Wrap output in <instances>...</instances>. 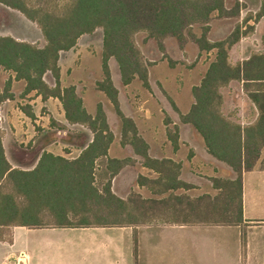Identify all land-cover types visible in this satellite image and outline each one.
<instances>
[{
    "label": "trees",
    "instance_id": "1",
    "mask_svg": "<svg viewBox=\"0 0 264 264\" xmlns=\"http://www.w3.org/2000/svg\"><path fill=\"white\" fill-rule=\"evenodd\" d=\"M224 1L0 0L1 4L19 11L34 22L45 41L43 46H38L10 35H0V67L13 73L15 80L25 82L22 95L33 91L44 99L50 96L58 98L66 120L86 126L93 135L91 142L76 158L44 152L34 169L22 170L13 168L7 161L0 129V238L9 240L12 226L50 224L76 227L145 223L153 220H137L136 211L146 210V204H149L150 210L158 204L164 210L165 199H144L140 196L138 199L119 198L111 191L110 179L100 190L95 185V161L107 155L113 133L101 103L97 104L96 112L92 115L85 109L74 85L61 86L58 60L60 52L74 48L81 35L90 34L97 28L102 30L103 78L96 82V88L107 96L121 120L122 142L130 143L134 151L142 156L143 163L158 173L154 179L142 175L137 179L139 185L149 186L154 193L169 188L189 189L192 185L177 179V164L167 159H152L147 155L148 146L137 134L134 121L120 109L118 90L111 79L108 59L115 58L124 85L137 77L149 89L148 66L151 62L143 59L133 40L137 32H147L148 37L159 41V47L163 50L162 38L170 35L182 40L184 31L188 30L200 51H215L214 59L200 83L191 88L194 102L185 114H179V118L181 122L193 125L200 133L208 153L228 164L236 173L234 179L212 178V185L220 191L215 198L217 204L222 197L226 198L228 206L235 204V211L228 209L235 213V217L221 221L241 220V174L255 167L264 149V50L252 53L241 63L229 62L228 49L253 30L251 25L245 26L244 30L236 25L221 40L207 39L206 33L214 14L218 17L239 14L237 1L229 10ZM261 16H264V0H261L253 20L257 21ZM195 24L202 25L200 36L191 32ZM173 64L169 60V65ZM46 73H51L53 85L45 81ZM232 80L243 82V89L258 110L255 120L245 125L231 120L222 112L220 89ZM10 83L11 77L0 91V104L13 97ZM21 108L26 115L34 117L29 105ZM168 121L166 119L165 124ZM129 162L130 159L109 158L108 165L112 169L110 178ZM261 167L264 168V156ZM209 197L203 195L198 199ZM209 209L210 213L215 212V209ZM181 210H177V215ZM163 213L161 220L165 216Z\"/></svg>",
    "mask_w": 264,
    "mask_h": 264
},
{
    "label": "crops",
    "instance_id": "2",
    "mask_svg": "<svg viewBox=\"0 0 264 264\" xmlns=\"http://www.w3.org/2000/svg\"><path fill=\"white\" fill-rule=\"evenodd\" d=\"M234 1L239 4V14L219 18L223 21L232 19L234 26L240 25L242 30L247 25L253 26L251 32L242 36L228 49L229 62L237 64L246 60L252 53L264 50V16L257 21L253 20V16L260 8L261 0ZM224 5L228 10L233 6L226 0ZM211 25L213 23L210 22V28ZM233 28L215 39L208 36V40H221ZM162 44L163 50L158 46H152V51H150L157 58L161 57L165 50V44ZM187 47L192 54L210 55L208 62L203 63L201 59L196 64V68H200L201 65L203 67L202 74L198 75L199 79L194 84L198 85L210 62L214 59L215 51H200L196 44H187L183 47L186 49L185 52ZM74 48L60 52L58 65L61 85H74L76 88L73 81H64L63 66L60 62L62 54L73 51ZM177 52L179 57L171 56L169 51V56L174 61L173 65L167 66L169 73L180 70L177 64L178 60L182 59V48L178 47ZM142 53L145 54L144 51ZM146 57L154 62L148 66L149 89L144 88L137 77L124 85L121 82L120 73L119 82L122 88L118 86L112 69V64L116 61L112 57L108 59L111 79L118 90L120 109L124 115L134 121L137 134L148 146L147 155L152 159H167L177 164L179 166L177 179L192 187L189 189L169 188L166 191L154 193L149 186L139 185L137 181L139 175L154 179L158 173L143 163L142 156L134 151L130 143L122 142L120 118L119 120L114 118L117 122L116 126L111 125L107 112V107L111 102L102 94V91L93 88V91L98 93L97 102L101 103L107 123L113 133V140L107 155L95 161V169L98 166L107 174L105 182L110 179L111 191L119 198L127 199L132 194H137L144 199H165L164 211L170 214L167 215L168 217L164 216L163 220L125 225L12 226L10 239L0 238V264H10L11 261H16L15 264L21 262L22 264H264V168L259 165L263 156H260L254 168L243 171L241 174L242 218L240 221L183 220L177 215V210L183 209V204L190 202L193 197L215 195L219 192V189L213 187L212 178L234 179L237 175L228 164L208 153L202 136L193 125L181 122L180 118L173 116L171 124L162 122L161 107L167 113H170V110L166 108L165 99L154 89V84L164 86L165 76L162 70L164 65L168 64L163 60L155 62L149 55ZM69 69L70 73L85 69L83 60L78 63L72 62ZM3 71L8 73V78L11 77L10 92L13 94L12 98L0 104L2 147L9 164L13 168L31 170L36 167L44 152L69 159L79 156L91 142L92 132L89 129L87 133L84 131L70 132L63 128L62 125H68V121L58 98L50 96L44 99L33 91L22 95L25 82L15 80L13 73ZM115 71L117 74V64ZM173 75L175 80L178 73ZM234 81L237 82V80H232L228 85ZM238 82L243 86V82ZM47 83L53 85L54 81ZM133 86L140 88L136 90L142 93L140 98L142 103L134 98L136 90H132ZM223 88L220 90L222 93L221 108L224 115L233 120V114H226L225 105L228 104V100L232 103L234 100H239L238 97L248 101V104L257 111L256 116L258 115L256 105L247 93L231 95L227 98L223 94ZM122 89L127 94L129 93L128 97L125 94L124 100ZM241 89L244 91L243 88ZM131 91L133 93H130ZM175 92L176 97L170 96L176 106L175 110L178 114H185L194 102V98L189 94L187 105L182 107L178 102L179 92ZM81 98L87 110L84 97L81 96ZM23 105H29L34 115L33 118L23 112L21 108ZM95 110L96 106L91 112L88 110L87 112L93 115ZM155 116L158 117L157 120ZM252 121L254 120L239 123L245 125ZM82 135L85 139L81 142L79 136ZM109 158L130 159L131 162L120 167L110 178L112 169L108 165Z\"/></svg>",
    "mask_w": 264,
    "mask_h": 264
},
{
    "label": "rangeland",
    "instance_id": "3",
    "mask_svg": "<svg viewBox=\"0 0 264 264\" xmlns=\"http://www.w3.org/2000/svg\"><path fill=\"white\" fill-rule=\"evenodd\" d=\"M228 4L234 5V0H226ZM213 25H211V28L209 26V29L206 33L207 39L208 36L212 39L218 38L222 36L224 33H226L229 29L233 28L234 24L233 20L230 19L229 21H223L221 20L216 14H214L210 20ZM219 23H222L219 25ZM225 23V24H223ZM191 32L195 34L196 36H200L202 33V25L201 24H195L191 28ZM0 35H10L18 40H23L31 43H35L38 46H43L45 44V41L43 39V36L40 32V29L38 26L28 20L23 14H21L19 11L12 9L6 5H3L0 3ZM227 36V35H226ZM226 36L224 38H226ZM223 38V39H224ZM136 46L138 47L143 59L145 61L151 62L150 65L154 62L147 59L146 55H149L152 57V59L157 61L163 60L166 64L164 65V68L162 70V74L165 76L164 86L162 85H155L154 89L158 94H160L165 100L164 103L166 105V108L170 110V113H167L164 108L161 107V117L162 122L169 120L168 122L171 124L173 121V117H178L179 114L175 110L176 106L172 105L171 97H176V92H179L180 99H178L179 104L184 107L187 105L189 96H192L191 87L195 84L196 81H198L199 77L198 75L202 74V65L200 68H196V64L200 62V60H203L204 62H208L210 59V55H207L206 53L200 54H192L189 47H187V51L185 52L183 49L184 45L187 46V44H196L197 43L193 40L191 37L190 31L185 30L183 34V39L179 40L176 36H166L160 40L161 44H165V50L163 51V54L161 57L157 58V56L154 55L152 51V46H158L159 47V41L155 38L148 37L147 32L145 31H139L134 35L133 38ZM217 40V39H216ZM214 40V41H216ZM219 40V39H218ZM186 42V43H185ZM78 43V40H77ZM74 46L75 48L73 51H69L67 53H63L61 57V65L63 66V79L64 81H73L76 84V93L81 97H84V103L87 107V110L91 112L93 109H95L96 104L98 103V93L96 91H93V88H96V82L101 80L103 78V74L101 73V45H102V30L101 28L95 29L90 34H84L81 37H79V43ZM185 43V44H184ZM163 46V44H162ZM190 46V45H189ZM198 46V45H197ZM178 47L182 48V59L178 60V66L180 67V70H174L172 73H169V69L167 66H169V60L173 61L170 58L171 56H178L179 54L177 52ZM160 48V47H159ZM142 51L145 52L142 53ZM170 51V53H169ZM190 52V55L188 53ZM212 55V54H211ZM76 56V57H75ZM82 56V57H81ZM60 57V56H59ZM77 58V59H76ZM114 58V57H112ZM83 60V63L85 65V69H80L78 71H74L70 73V67L72 65V62H80ZM115 60V58H114ZM116 61V60H115ZM174 62V61H173ZM116 63L112 64V69L114 70V79L116 80L118 86L122 88L121 82H119V67L118 72L116 74L115 68ZM118 65V64H117ZM177 67V66H176ZM67 70V71H66ZM175 73H178L177 78L174 80ZM111 75V73H110ZM44 79L51 83L53 82V77L51 73H46L44 76ZM98 79V80H97ZM121 79V76H120ZM8 80V73L4 72L3 69L0 67V89L5 86L6 81ZM140 80V79H138ZM142 84V83H141ZM62 86V85H61ZM69 86V85H66ZM136 86V85H135ZM133 86V91L136 89H139L138 87ZM143 86V85H142ZM145 88V87H144ZM241 88L243 86L240 82H232L231 85H227L223 88V94L227 98H229L231 95H243L245 90L243 91ZM97 89V88H96ZM136 90L134 92V98H137V100L141 98L142 93H139L141 91ZM145 92V90H144ZM146 92H149L146 90ZM130 93H133L132 91ZM151 93H153L151 91ZM102 94L106 96L103 92ZM125 94L127 92H124V89H122V99L124 100ZM190 94V95H189ZM129 96V93L127 94V97ZM171 96V97H170ZM107 97V96H106ZM131 97V96H130ZM129 97V99H130ZM239 100H234L233 103L228 100L227 105H225L226 114H233V121L240 122V121H251L255 120L256 112L252 106L248 104V101L245 99L242 100L238 97ZM142 103L143 101L140 100ZM110 104V103H109ZM174 104V103H173ZM96 110L94 111L95 114ZM107 112L110 118V123L112 126H116L117 122L114 118L118 119L117 115L115 114V111L110 104L109 107H107ZM240 114V115H239ZM156 120L158 119L157 116H155ZM119 120V119H118ZM142 123V121H141ZM121 124V120H120ZM122 125V124H121ZM0 126H1V120H0ZM63 128L67 129L70 132H81L84 131L87 133V127L79 124V123H69L68 125H62ZM86 129V130H85ZM81 139V142L85 139L84 135L79 136ZM262 149V155H263ZM261 166V164H259ZM95 172V185L101 189L105 179L107 178V174L100 170V168H97L94 170ZM221 179H226L219 177ZM220 191L215 195H209V198H203L198 199L199 197H193V199L190 202H187L186 204H183L181 210V213L179 214L182 219H193L196 221H221V220H231L235 217V213H231V211H235V204L228 206V201L226 198L223 199L219 198V204L218 201L215 199L217 195H219ZM203 196V195H202ZM206 196V195H205ZM131 197L137 198V194H132ZM154 209H149V204L145 205L146 210H138L137 212V220L139 221H145V220H161L162 216L161 214L164 211L162 208V205H153ZM209 208L215 209L214 213L209 212ZM231 210L230 212L228 211ZM143 212V213H142ZM142 213L141 215H139ZM165 217L169 215L168 213H163ZM178 214V213H177ZM168 217V216H167Z\"/></svg>",
    "mask_w": 264,
    "mask_h": 264
},
{
    "label": "water",
    "instance_id": "4",
    "mask_svg": "<svg viewBox=\"0 0 264 264\" xmlns=\"http://www.w3.org/2000/svg\"><path fill=\"white\" fill-rule=\"evenodd\" d=\"M15 263H16V261H11L10 262V264H15ZM20 264H22V262Z\"/></svg>",
    "mask_w": 264,
    "mask_h": 264
},
{
    "label": "built area",
    "instance_id": "5",
    "mask_svg": "<svg viewBox=\"0 0 264 264\" xmlns=\"http://www.w3.org/2000/svg\"><path fill=\"white\" fill-rule=\"evenodd\" d=\"M0 120H2V119H1V116H0Z\"/></svg>",
    "mask_w": 264,
    "mask_h": 264
}]
</instances>
